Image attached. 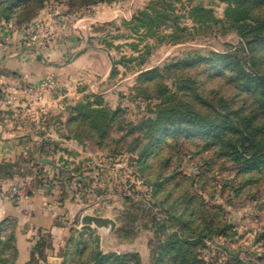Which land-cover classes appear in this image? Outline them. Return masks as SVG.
I'll use <instances>...</instances> for the list:
<instances>
[{
    "label": "rangeland",
    "instance_id": "obj_1",
    "mask_svg": "<svg viewBox=\"0 0 264 264\" xmlns=\"http://www.w3.org/2000/svg\"><path fill=\"white\" fill-rule=\"evenodd\" d=\"M68 1L43 0L35 17L43 10L54 17L68 10L70 19L90 27L94 39L85 44L108 49L117 70L111 78L110 97L97 95L100 98L96 101L94 95L90 99L95 106L109 109V128L105 135L100 134L105 155L83 162L90 166V174L83 175L81 185L79 180H72L73 190L87 189L88 202L104 207L121 223L124 220L128 226L126 236L133 243L118 245L113 234L103 245L97 233L80 230L79 246L69 264H96V248L106 254H128L124 262L108 264H139L138 260L141 264H264V163L255 162L252 155L258 146H249L247 154L240 155L231 145L236 142L233 131L223 130L222 137H216L198 126L193 129L191 125H181L175 122L176 117L170 120L167 132L146 133L145 120L156 115L161 101L155 93L158 80L149 79L145 84L138 80L142 72L189 56L230 54L228 59L216 58L218 64L176 69L195 80L201 97H192L181 90L175 77H166L175 93L170 102L179 108L194 105L213 117L220 109L211 103L227 101L223 106L231 110L234 121L247 119V128L261 143L258 156L264 158V44L253 59V53L227 19L230 3L222 0H176L177 13L185 14L181 25L192 33L179 43L158 40L157 36L148 35L145 28L136 30L125 23L153 0H113L82 7L74 4L73 8ZM19 2L13 5L7 21L17 25L32 22L35 17L20 22L23 13ZM8 5L7 0H0V8ZM193 6L211 8L220 22L201 27L189 17ZM170 30L162 27L160 33ZM146 43L151 45L150 52L145 49ZM235 58L242 60V67L234 66ZM140 90H146L151 98L140 94ZM76 104L67 111L65 127L72 134L86 135L83 123L70 122ZM56 117L45 115L47 128L60 124L63 115ZM101 191L104 196L99 194ZM134 218L135 223L131 224ZM159 224L165 225L163 231ZM201 230L209 235L199 238ZM171 235L194 242L186 262L174 259L172 254L159 260L163 253L160 246Z\"/></svg>",
    "mask_w": 264,
    "mask_h": 264
},
{
    "label": "crops",
    "instance_id": "obj_2",
    "mask_svg": "<svg viewBox=\"0 0 264 264\" xmlns=\"http://www.w3.org/2000/svg\"><path fill=\"white\" fill-rule=\"evenodd\" d=\"M79 23L66 9L55 17L43 10L24 25L0 20V264H69L80 230L102 238L81 218L105 216L107 209L88 202L87 189L67 187L60 172L63 163L105 155L103 146L71 134L64 123L77 102L111 95V52L86 45L93 34ZM45 115L63 117L47 128ZM117 219L116 243L131 246L126 222Z\"/></svg>",
    "mask_w": 264,
    "mask_h": 264
},
{
    "label": "trees",
    "instance_id": "obj_3",
    "mask_svg": "<svg viewBox=\"0 0 264 264\" xmlns=\"http://www.w3.org/2000/svg\"><path fill=\"white\" fill-rule=\"evenodd\" d=\"M7 1L10 2V5L5 8H0V20H9L10 10H12L13 5L19 1L20 11L23 13L20 22L30 21L37 15L38 10L43 5V0ZM103 1L111 2L113 0H69L68 4L71 8H73L74 4H76L77 7H82L84 5H90ZM222 1L230 3V9L227 11V19L229 20L230 25L237 31V34L240 36V38L245 42L247 48L251 50L253 53L251 57L254 59L255 54H258L260 47L263 46H261V44H264V0ZM176 4V0H153L149 6L138 11L131 21H125V23L133 26V28L136 30L145 28L148 35L157 36L158 40H168L173 43L185 42V39L189 38L192 33H188V28L181 25V19L185 17V14L177 13ZM189 17L194 19L199 25H201V27H211V25L220 22L214 11L207 6L191 7L189 11ZM162 27H169L171 30L170 32L163 34L160 33V29ZM138 46L139 45H137V47ZM150 48L151 45L146 43L145 49L150 52ZM229 55L230 54L211 52L209 56L205 57L203 55L197 54L196 56H189L184 59H179L175 62L172 61L163 68L156 67L142 72L138 77L139 82L145 84L148 83L149 79H151V81L153 79H155V81L158 80L155 93L160 97L161 100L160 104L156 108V115L153 118H148L145 120L143 126L146 130V133L153 132L157 134V132H167L170 120L175 117V122L181 123V125L185 123V125H191L193 129L198 126L201 131L211 133L213 132L216 137H222L223 130H231L234 132V134H236V142L231 144L235 151L240 155H243L247 154L249 146H258L256 150L252 152L254 161H260L264 163V158H259L258 156L261 143L255 138L254 132L247 128V125H249L247 124V119L243 118L241 121H234L233 118L230 117L231 110H228L223 106L227 101L220 100L216 104L211 103L212 107H216L218 105L220 109V111H218L213 117H209L200 110H197L194 105H188L185 108H179L178 105L176 106L170 102L171 99L175 97V93L170 90L168 84L166 83V77H175L177 82L181 85V90L189 93L192 97L200 98L201 92L195 80L192 77L184 76L183 73L179 74L177 70L182 68L187 69L192 65L201 66L207 63L212 65L218 64V62H216V58L224 57L225 59H228L227 57H229ZM234 60L237 63L234 65L235 67H242V60L240 61V59L237 58ZM115 67L116 66L113 67L112 76H115L117 73ZM163 72L167 73L168 76L162 74ZM139 93L144 95L147 99L151 98V95H149L146 90H140ZM96 98V101H98L100 96H97ZM94 103L95 102H91L90 99L85 102H78L76 106L73 107V115L70 122H79L80 124L83 123L84 127L82 131L86 133L84 136L91 138L100 146H103L104 142L100 134L105 135L107 133L106 130L109 128V109L105 106H95L97 104ZM178 126H180V124ZM73 134L77 137L83 136L82 134L78 133ZM239 147H241V149H239ZM255 162H253L254 165H259ZM87 170H91L90 166H85L83 163H80L76 167H69L67 165L61 166L60 172L63 174V183L67 187L71 188L72 179L83 176ZM172 216L176 218L177 215L173 212ZM181 221H184L183 218ZM158 226L161 231H163L165 228V225L162 224H159ZM208 233L209 232L206 230H201V232L198 234L199 238H204L205 236L209 235ZM193 244V241L188 242L180 236L171 235L168 237L167 241L162 243L160 246V249L163 253L160 254L158 258L159 260H163L165 259L166 255L172 254L174 259L186 262L185 259L189 253L188 250ZM96 249L97 250L93 256L96 264H108L112 261H116L117 263L120 261L124 262L125 258L127 257L125 255H128H121L115 252L106 254L99 248ZM81 252H83V250L79 251V253ZM133 255L137 256V258L140 257L138 254ZM137 262L141 264L140 260ZM239 263L245 264L242 263V261H239ZM246 264L255 263L249 262Z\"/></svg>",
    "mask_w": 264,
    "mask_h": 264
},
{
    "label": "water",
    "instance_id": "obj_4",
    "mask_svg": "<svg viewBox=\"0 0 264 264\" xmlns=\"http://www.w3.org/2000/svg\"><path fill=\"white\" fill-rule=\"evenodd\" d=\"M50 162V160H44ZM82 226L89 225L97 228L102 233V242L108 241L115 230L118 228V222L113 215L107 213L105 216L91 213L83 214L81 218Z\"/></svg>",
    "mask_w": 264,
    "mask_h": 264
}]
</instances>
